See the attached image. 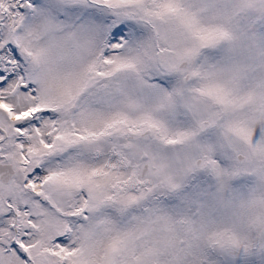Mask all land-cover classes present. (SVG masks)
<instances>
[{"label": "rangeland", "instance_id": "374dc122", "mask_svg": "<svg viewBox=\"0 0 264 264\" xmlns=\"http://www.w3.org/2000/svg\"><path fill=\"white\" fill-rule=\"evenodd\" d=\"M0 163V264H264V0H0Z\"/></svg>", "mask_w": 264, "mask_h": 264}, {"label": "water", "instance_id": "95a60500", "mask_svg": "<svg viewBox=\"0 0 264 264\" xmlns=\"http://www.w3.org/2000/svg\"><path fill=\"white\" fill-rule=\"evenodd\" d=\"M239 160L242 161L243 158L239 156ZM13 169L10 164H0V181L3 183H8L13 175ZM228 254L237 255L238 252L234 251L231 248L227 249Z\"/></svg>", "mask_w": 264, "mask_h": 264}, {"label": "bare ground", "instance_id": "6f19581e", "mask_svg": "<svg viewBox=\"0 0 264 264\" xmlns=\"http://www.w3.org/2000/svg\"><path fill=\"white\" fill-rule=\"evenodd\" d=\"M17 112L19 113V115H17V117L19 118V117H22L21 114H22V113L24 114L25 111H23V109H22V110H19V111H17ZM156 153H157V152H156ZM256 210H257V205H256Z\"/></svg>", "mask_w": 264, "mask_h": 264}]
</instances>
